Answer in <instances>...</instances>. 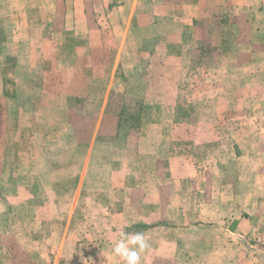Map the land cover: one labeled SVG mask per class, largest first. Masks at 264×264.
I'll return each mask as SVG.
<instances>
[{"label": "crops", "instance_id": "0c3cea01", "mask_svg": "<svg viewBox=\"0 0 264 264\" xmlns=\"http://www.w3.org/2000/svg\"><path fill=\"white\" fill-rule=\"evenodd\" d=\"M94 75L110 82L88 104ZM182 105L200 112L181 115ZM8 147L15 164L32 156V177L15 193L22 231L55 242L23 244V259L32 255L17 264H69L60 258L68 227L42 224L63 193L68 213L50 217L77 218L80 207L82 220L102 225L98 238L75 236L84 264H124L114 245L136 233L149 245L138 264H264V0H0V170ZM52 150L76 164L54 166ZM74 165L61 191L52 176ZM10 201L0 188V218ZM8 233L0 264L20 260L7 257ZM42 249L55 258L41 261Z\"/></svg>", "mask_w": 264, "mask_h": 264}, {"label": "rangeland", "instance_id": "374dc122", "mask_svg": "<svg viewBox=\"0 0 264 264\" xmlns=\"http://www.w3.org/2000/svg\"><path fill=\"white\" fill-rule=\"evenodd\" d=\"M62 37H65V35L62 34ZM59 44H63L61 42V40L59 41ZM68 45H70V43H68ZM64 51H66V50L63 48L62 50H60L58 52L64 53ZM41 78L44 79V76ZM56 79H57V82H58V80L60 81V76L58 75ZM106 81H107V83L110 82L109 76L101 77V76H95L94 75V79H93L94 86H92V87H94V89H90V92L88 93V96H87L88 104L93 103L96 100L95 96H100V94L102 92L101 87L104 86V88H105V85L107 84ZM189 81L191 82V79ZM96 84H98V86ZM56 86H57V83H56ZM26 92L30 93V91H26ZM114 93L117 94V92H114ZM191 93H192L191 91L184 92V99L188 100L190 97H187V95H191ZM43 95H44V97H46V95H48V92L43 91L40 95V99H42ZM115 99H116L115 102L118 103V105L120 107L132 105L131 103L128 104V102L126 100L122 99V96H120V95H117L115 97ZM75 101H76V103L78 102V100H75ZM77 108H78V114L82 113V111H86V114L89 116H91V114L93 113V110H95L93 106L80 107L79 102L77 104ZM139 109H140L139 105H137V106L132 105L130 110L128 111V113L139 114ZM199 109H200L199 107L194 108L192 106L186 107V106L182 105L181 107L178 108V112L181 115H183V114L186 115V114H193L194 111L200 112V111H198ZM204 110L205 109L202 108L201 113ZM124 112L125 111L122 110V113H124ZM58 113H59V111H58ZM89 120H90V117H89ZM62 128H63V126H61V127L58 126L57 128H54V132H53L54 140L52 141V143H54L55 147L62 145L64 142V131H60ZM9 130H10L9 134L11 135L14 131L13 126L10 125ZM59 136H61L62 140L59 138ZM3 143H4V147H5V145L7 146V139H3ZM44 143H46V145H45L46 147L48 145H50L48 138H43L40 141L39 145H44ZM6 150H9V154L5 153L4 158L2 160V167L0 170V174L3 173V176H4L3 179L4 180H0V182L3 183V181H4V183L3 184L0 183V188L2 189V194L4 196V199H6V200L11 199L13 202L11 203V201H10L8 203L9 207H10V215H5L2 218H0V231L3 232L2 243L4 244V242L6 241L4 239V228L5 229L8 228L9 233L6 234V236H8L6 238H7V241L9 242L11 247L8 249L6 254H8L7 257H12V254H14L13 258H15V259L20 258L19 261L15 262L17 264L18 262L20 263V261H22L24 259L30 260V257L32 255V251H29V254H31V255L25 256L23 259L22 255L27 254V252L21 251L23 244L27 245L28 243H32V242L36 241V242H40V243L46 244V245H49L51 242V245H53V244H55V242H53L51 240V238L48 236H45V238H46L45 239L43 236H39V235H33V234L32 235H29V234L24 235V233L22 231L23 230L22 220L18 219L19 218L18 214H20L19 209H21V207H17V205L20 203L17 202L18 198L15 197V193H18L17 187L20 184V181H24V179L28 180V178L32 177L33 173H32V169L30 168V166H32V156L31 155L30 156L24 155L23 157H20V158L18 157V164H21V165H18L17 163L16 164L14 163V161H16L17 159H16V157L12 158L10 148L6 149ZM52 152H54L55 154L48 155V156H50L48 159L49 160L48 162H51L54 166L62 167V165L66 161L67 162L71 161V162H73V164H76V161L74 159H72L71 155L65 156V154L59 153L61 151H57V150H52ZM46 160H47L46 154H44L43 152H39V154H37L36 161H35L36 162L35 171H38V172H36V174H37L36 179H38V180L36 181L35 191L37 192L38 197H40V199H42L44 197V194H45L44 191L41 190L45 186H41V185H39V183H40V181L43 180V178L46 176V173H47L44 169L46 167V163H47ZM77 174H78V167H77V165H74L73 170H70V169L66 170L64 168H59V170H57L56 175H54L52 177H53V179L57 180V182H59V186H60L61 191L66 190V191L70 192V189L65 188L64 186L70 183V180H71L70 176L71 175H72V179H73L75 177V175H77ZM45 192H46V196H47V191L45 190ZM27 195L28 194L25 193L21 197H26ZM58 197H59V192H58ZM64 197L67 198V196L66 195L64 196V193H63L62 197H59L62 199V201L59 199V201L56 204H51V207H46L44 209V214H45L44 218L45 219L42 220V222H43L42 224H49L50 223L51 225H54L55 230H57V229L62 230L63 227L66 225L68 227V230H69L68 234H67L68 240H66V243L69 244V249L67 247L66 251H63V250L61 251V257H60L61 263H65V260H66L69 264H84V263H82L81 257H80L81 254H83V252H81L80 249H77L75 247V245H76L75 240H77V239H75V236H78L77 238H80L82 234L84 235L86 233L88 234L89 232L94 231V233L90 234V236L98 238L100 233L103 232L102 231V225L101 226L97 225V228H100V230H98V232H97L96 225H95L96 220L91 221V220H93L91 218H88V219L86 218V219L82 220L81 216H80V212H81V210L79 209L80 207H78L77 210L75 209L74 213H73L75 215V212H77V218L72 217V219L71 218L70 219H68V218L60 219L57 217H54V218L50 217L52 214H55V212H62L64 214L68 213L69 204L68 205L63 204L64 203V201H63ZM44 200H46V199H44ZM59 207H61V208L59 209ZM78 210H80V211H78ZM21 212H22V210H21ZM91 224H92V226H91ZM27 225L29 228L33 226L32 222H30V220H27ZM96 232H97V234H96ZM79 240H77V242H79ZM56 243H58V240L56 241ZM16 245L19 246L20 250H15V248H17ZM58 246H59V244H58ZM43 249L41 251V254H42L41 257L38 253L39 258H41V261L49 260L48 257L50 255L53 258H55L54 252H52L50 250H43ZM260 253H262V252H260ZM0 255L4 256V252ZM108 263H109L108 261H103V260L100 261V264H108ZM93 264H97V262H94Z\"/></svg>", "mask_w": 264, "mask_h": 264}, {"label": "clouds", "instance_id": "9594fccd", "mask_svg": "<svg viewBox=\"0 0 264 264\" xmlns=\"http://www.w3.org/2000/svg\"><path fill=\"white\" fill-rule=\"evenodd\" d=\"M147 248H149V245L143 233L125 234V238L115 243L113 252L122 259L124 264H138L139 253Z\"/></svg>", "mask_w": 264, "mask_h": 264}]
</instances>
